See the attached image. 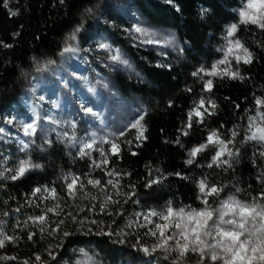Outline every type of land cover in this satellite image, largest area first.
<instances>
[{
	"label": "trees",
	"instance_id": "trees-1",
	"mask_svg": "<svg viewBox=\"0 0 264 264\" xmlns=\"http://www.w3.org/2000/svg\"><path fill=\"white\" fill-rule=\"evenodd\" d=\"M101 1L65 0L61 5L60 0H8L5 8L0 0V113L20 98L35 71L33 61L56 59L64 37L81 22L83 8ZM121 1L147 26L173 31L182 45L181 59L169 64L152 50L134 48L116 32L108 33L113 43L126 49L143 79L129 80L120 72L115 74V85L123 96L127 98L134 93L144 101L141 123L146 138L137 141L136 135L125 133L119 138L117 155H112L109 146L104 145L102 151L108 164L99 167L94 166V161H101V153L78 155L76 138L60 140L50 134L46 138L49 143H45L37 133L22 152L8 153L0 146V156L8 153L17 162L26 159L33 165L15 181L10 178L0 180V230L17 237L14 243H5L9 252L43 257L48 255L49 249L59 245L57 256L66 260L70 257L68 252L73 251L76 257L86 258V261L81 259L85 264H89L87 260L91 264H117L132 258L140 260L143 254L133 251L131 245L139 242L151 249L154 240L146 228L136 223L133 210L148 211L168 206L200 208L197 184L202 179H207L209 184L226 186L222 193L235 194L241 201H251L264 192V157L260 155L264 147L244 140L248 134L245 131L248 117L256 116L254 100L264 98V31L253 25L239 24L238 9L244 0H174L175 6L166 0ZM203 9L207 12L202 15ZM13 12L16 15H12ZM108 18L121 20L116 12ZM233 23L237 24L235 38L252 53V61L239 65L231 61L227 66L217 67L218 73L225 67L239 68L242 79L205 75L213 64H218L221 57L218 49L224 42L227 27ZM164 64L170 67L159 66ZM198 69L202 71L198 72ZM208 80L212 81V88L205 91L203 85ZM201 98L214 102L213 114L205 113L200 123L192 117V126L185 129L189 123L188 112ZM213 130L224 139L231 138L230 130L237 132L231 167H209L214 152L208 148L187 164L190 149L205 143L208 133ZM65 177L69 179L65 180ZM72 177H79V182L75 197L70 199L66 184ZM88 178L100 181V185L88 184ZM109 179L119 181L120 195H116L117 189L107 183ZM79 184H83L82 191ZM237 187L241 189L238 193ZM36 188L55 189V199L50 197L55 206L60 205L57 211L62 209L59 216L46 211L51 207L49 199L42 201L44 191L33 195ZM125 193L132 195L129 198ZM106 194L118 203L103 201ZM28 201L31 203L27 206ZM102 202L106 204L104 211L100 209ZM90 208L91 212L88 211ZM5 212L9 215L5 216ZM39 215L46 218L43 232L40 222L29 219ZM60 220L63 223L59 224L57 232L49 234ZM14 227V234H17L12 235ZM101 229L115 235L111 238L97 235ZM64 231L72 234L62 239L61 244ZM29 233L33 234L32 240L28 239ZM116 240L125 243H116ZM119 252L127 258L121 257ZM174 258L175 255H170L165 261L174 264ZM179 264L200 262L197 255L188 253Z\"/></svg>",
	"mask_w": 264,
	"mask_h": 264
},
{
	"label": "snow or ice",
	"instance_id": "snow-or-ice-1",
	"mask_svg": "<svg viewBox=\"0 0 264 264\" xmlns=\"http://www.w3.org/2000/svg\"><path fill=\"white\" fill-rule=\"evenodd\" d=\"M65 0H60L61 5H63ZM167 3L174 5V0H166ZM3 6L8 7V0H3ZM175 6V5H174ZM105 9L110 7L105 4L103 6ZM180 9L177 7L176 9ZM207 9L202 10V15L206 14ZM101 14V6L94 5L91 7H84L82 12V19L79 24L74 26L72 33L69 38L73 43H65V46L62 47L59 55L61 57L72 58L78 55L81 49L76 45L75 41L77 40V33H80L83 30V20L88 18H97ZM12 15H16L15 12ZM239 24L243 25H253L256 28H259L261 31H264V0H244L243 7L239 9ZM129 31L130 33H136L137 38L141 43L144 44H169L173 43L174 39L171 35H168L164 38L158 37V34L144 26L134 24ZM237 31V24H230L226 29L227 44L224 50V59H221L218 63L228 64V59H234L236 64L240 63L248 64L252 61V53L244 45V43L235 38V33ZM8 47V45H5ZM97 48L104 50L108 53V59L111 64L115 65H127L128 61L123 58L118 49H113L111 46L100 40L97 42ZM84 52L90 51V49H84ZM47 65L54 64V61H47ZM111 66V65H109ZM161 67H170V65H159ZM44 66L42 65L40 69L43 70ZM202 71L198 69V72ZM56 74V73H54ZM207 75H225L229 79H242L239 68L232 70L230 67H225L221 72H217V65L213 64L210 72H206ZM197 75V73H193ZM78 79L86 80V77H77ZM67 86V85H65ZM107 87V85H105ZM204 90L210 91L212 88V81L208 80L204 82ZM33 95L35 96V86L31 89ZM88 93L91 95H96V89L93 87L88 88ZM37 101L43 102L46 97L44 95H39L35 97ZM207 103V107L205 104ZM254 103L256 105V116H249V124L245 129L246 133L244 140L246 141H256L258 144L264 145V98H255ZM169 106L172 105V102H168ZM216 105L213 101L208 100L207 102L201 98L188 112L189 123L184 127L185 129L190 128L191 119L193 115L197 117V123L202 122L204 114L212 115V109H215ZM80 110L85 114H91L98 117L99 113H93L92 108L86 106V103H80ZM38 119L46 120L49 123L60 125L61 121L47 116L46 114L41 116L39 111L35 106H31V115L30 123L27 122H18V125L22 128L25 136L32 135L37 131V121ZM143 119L142 115L137 116L135 119L128 122L123 126L122 130L117 129L113 132L108 133L111 139L101 136L100 139L102 143L109 144L112 155H117L120 152L119 138L125 135L129 129H134L136 133L135 139L137 141L145 139L144 126L141 123ZM8 124H12L13 120L6 118ZM66 123L73 129L76 128V123L72 121H67ZM4 130L0 128V133ZM231 131V138L224 139L217 134L215 130L210 131L207 135L206 142L201 143L200 145L190 149L189 156L190 159L185 161L187 164H191L193 159L197 156L199 152H202L209 145L214 147V154L211 156L213 164H210L209 167L215 165L220 167L221 165L225 167H231L230 159L235 155L233 148L228 147L234 143L237 132L235 130ZM184 135H187L186 131H183ZM68 140L74 139L73 136H68L67 133H64ZM92 139L88 142H82L79 147L78 155H87L86 149H92L93 145L97 142L95 133H92ZM129 142V141H126ZM179 141H177L178 143ZM45 143L49 141L45 140ZM25 148L28 147L27 144L24 145ZM99 151V149H97ZM135 155V153H133ZM260 155L264 157V151L260 152ZM227 157V158H225ZM101 164L107 165L108 159L106 158L105 152L101 151V161L96 163L94 161V166L99 167ZM28 160H20L18 165L14 169H4L0 171V176H4V172H12L10 178L15 181L22 177L25 172L32 167ZM35 167H38L36 165ZM109 175L119 176L120 173H109ZM127 175V173H123ZM179 175V174H177ZM65 180H68L69 177H65ZM79 177H72L71 182L66 184L68 197L74 198L76 195V186L78 185ZM88 184L93 185L94 187L100 185V181L93 180L88 178ZM156 181H153L155 183ZM112 188L117 189L116 195H120L118 189L119 181H113L109 179L107 181ZM198 191L199 195L197 197L200 200L203 207L193 209L188 207L173 208L172 206L166 207L163 211L157 212L150 209L146 214H144V220L147 226L148 224H154L155 231L150 230V235L157 236L159 235V242L154 244L151 249L147 246L137 244L131 245V248L135 252L142 253L144 256H151L153 253L158 250L165 253H175L174 264H179L181 260L189 253H194L198 256L200 264H264V192H261L259 197H253L251 201H241L236 197L235 194H228L221 197V193L224 191L226 186H221L218 183L209 184L207 179H202L198 182ZM79 188L83 190V184H79ZM48 192L53 199L56 197L55 189H41L36 188L33 190V195L38 192ZM237 193L241 191L240 188H236ZM124 195L131 197L132 193H125ZM209 197H215V207L209 203ZM47 199V197H45ZM95 199V197H93ZM105 201L111 203H118V201H113L112 196L109 194L105 195ZM60 208V205L55 207H48L47 212H51L54 215L59 216L61 211H57ZM106 208L105 202L100 204L101 211H104ZM18 211V209H17ZM89 212L92 209H88ZM118 214V213H117ZM5 216H8L9 213L5 212ZM68 215V214H65ZM137 216H140L141 213H136ZM157 217L159 220L164 221V223H156L151 218ZM29 219L41 223L40 231L43 232V223L46 222L45 215H39L36 217H30ZM73 222L76 223V218L73 217ZM63 220L58 221L57 228H52L50 233L57 232L59 224H62ZM91 223L95 224L96 221ZM82 224V222H81ZM89 231H91L89 229ZM166 233H169L166 235ZM71 231H64L61 234V239H64L70 236ZM97 235L107 236L111 238L114 233L110 231H103L102 229L97 232ZM17 237L6 235L3 230H0V249H2L5 243H14ZM28 239H33V234H28ZM116 243L123 244L125 241L116 240ZM59 247V245L57 246ZM48 255L50 260L55 261L57 259L56 253L51 249L48 250ZM6 259V257L0 256V260ZM10 259H16L11 257ZM35 261L40 262L41 257L39 255L35 256ZM24 264H28V261H25ZM42 264H47V262H42ZM140 264H145L141 261Z\"/></svg>",
	"mask_w": 264,
	"mask_h": 264
},
{
	"label": "rangeland",
	"instance_id": "rangeland-1",
	"mask_svg": "<svg viewBox=\"0 0 264 264\" xmlns=\"http://www.w3.org/2000/svg\"><path fill=\"white\" fill-rule=\"evenodd\" d=\"M105 4L109 5L110 7L105 9L103 7ZM97 5L101 6V14L95 19H84L83 30L76 34L77 40L75 43L81 49L80 53L72 58L61 57V55H58L56 59L51 60L54 61V64L52 65L46 64V62L50 59L34 60L33 63L35 71L32 75V78L29 79L28 84L25 90L22 92L20 98L14 105L10 106L6 111H2L0 113V128L4 130L2 133H0V142L2 143L0 146L5 148L8 153L24 151L26 149L24 145L27 144L29 146L37 133H39L41 140H46L50 134L55 135L56 138H59L60 140H63L66 137L64 133H67L68 136L74 135V138L77 139L76 144L78 150L81 143L88 142L93 138L91 134L95 133L97 142L93 145L92 149H86L85 151L87 154L94 151L97 154H100L102 147L106 145L105 143H102L100 139L101 136L111 139L112 137H109L108 133L117 129L122 130L123 126L128 122L135 119L139 115H144L145 104L143 99L134 93H130L126 98L119 92L115 85V74L119 72L129 80L137 79L139 81H143V79L139 70L134 66L126 49L121 48L110 40V36L108 34L110 33L109 31H114L119 37L126 39L129 46L142 50H152L153 52L162 56L163 60H165V62L167 61L169 64L181 59L180 51L182 45L179 38L173 31L147 26L145 22L136 15L135 12H131V10L125 7L124 1L102 0ZM113 12H116L120 15V21H117L115 18H108V15L111 16ZM104 13L107 15H104ZM134 24L154 30L160 38L171 35V37L174 39V42L166 45L141 43L137 38L136 33H130L129 31H126L130 30ZM72 31L64 37L62 42L63 47L65 46L66 41L69 44L73 43L70 39H68ZM100 40L108 43L111 48L118 49L123 58L128 61V64H111L108 59V53L97 48V42ZM226 44L227 37L225 35L224 42L218 49L221 55L219 61L224 59V50L226 48ZM84 49H90V51L84 52ZM231 61L235 62L234 59L229 58L228 63ZM42 65L44 66V69L38 70ZM227 65L218 63L217 67L222 68L223 66ZM206 72L205 75H207ZM77 77H86L87 79L82 80L78 79ZM105 85H107V87H105ZM33 86H35V96L31 91ZM89 87L95 88L97 94L94 96L89 94ZM39 95H44L46 97L45 101H37L35 97ZM81 102L86 103V106L92 108L93 113H99V116L96 117L82 112L80 110ZM31 106H35L41 116L46 114L47 116L54 117L60 120L61 124L55 125L47 122L46 120L38 119L36 133L25 136L22 128L18 125V122H31ZM205 107H207L206 104ZM193 117H195V115H193ZM6 118L12 119L13 123L8 124L6 122ZM67 121L75 122L76 128H71L69 124L66 123ZM127 132H131L136 135L134 129H129ZM80 133H82V135ZM107 145L110 148V145ZM260 145L264 147V145ZM228 147L233 148L234 145L231 144L228 145ZM207 148L214 152V147L211 145L206 147V149L202 152H205ZM97 149H99V151ZM8 153L0 156V171H3L4 169H14L19 163L17 160L12 159ZM232 160L233 157L230 159V161ZM211 163L213 164V162ZM11 174L14 173L4 172V176H0V180L7 179L6 177H10ZM226 195L228 194L221 193V197ZM45 197L49 199V204H51V207H55V203L53 199H51L49 193H43L41 197L43 202L45 201ZM215 200V197H209V203L212 204L213 207L216 206ZM103 201H105V198ZM30 203L31 201H28L26 205L28 206ZM201 207H203L202 204ZM164 209L165 208L152 210L161 212ZM148 211L133 210L132 215L136 223L146 228L150 235V230L155 231L154 224H148L146 227L143 226L146 224V221L144 220V214H146ZM136 213H141V215L137 216ZM151 219L156 223H164V221L159 220L157 217H152ZM13 229L14 230L11 232V234H17H14L16 227ZM167 234L169 233H166V235ZM150 237L154 240V244L159 242L158 234L155 237L150 235ZM59 242L63 244L64 241L61 239ZM51 250L54 251L57 256V246H54ZM9 251L10 250L7 245H4V247L0 249V256L6 257V259L0 260L3 262V264H24L25 261H28V264H42V262H47V264H85L81 263V261H83L81 259L86 261V258L84 257H76L73 251L68 252L70 257L66 260L57 256V259L52 261L50 260L49 255H47L41 257L40 262L35 261V257L24 256L19 253H12ZM121 254L122 253L119 252L121 257L125 255ZM170 255L174 256L176 254L165 253L158 250L151 256H141L140 260L132 258L129 261H121L117 264H140L141 261L145 262V264H170L165 261V258ZM11 257H15L16 259H10ZM123 258H127L126 255ZM89 261L90 260H87V263L91 264V261Z\"/></svg>",
	"mask_w": 264,
	"mask_h": 264
}]
</instances>
